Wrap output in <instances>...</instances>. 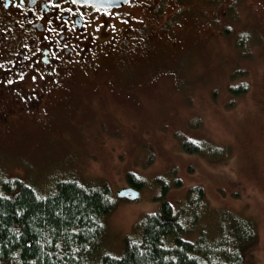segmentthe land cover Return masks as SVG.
Masks as SVG:
<instances>
[{"label": "rangeland", "instance_id": "374dc122", "mask_svg": "<svg viewBox=\"0 0 264 264\" xmlns=\"http://www.w3.org/2000/svg\"><path fill=\"white\" fill-rule=\"evenodd\" d=\"M186 1L190 9L182 10L189 15L172 18L183 26L171 31L175 52L151 43V60L134 70L110 56L108 70L92 80L63 86L39 111L13 115L0 128V175L38 188L53 177L106 181L115 196L127 184L126 173H136L143 180L138 197L116 198L102 220L99 248L114 254L141 217L158 207L161 182L155 178L168 184L164 198L175 207L188 187L200 184L211 210L230 208L255 220L257 237L243 264H264V25L257 10L264 11V0L226 9L223 2L221 12L205 0ZM155 16L165 21L163 11ZM238 83L248 87L236 95L230 88ZM183 139L207 152L184 150ZM218 148L225 152L216 157L211 152ZM201 212L207 215L197 225L210 240L213 214Z\"/></svg>", "mask_w": 264, "mask_h": 264}, {"label": "trees", "instance_id": "16d2710c", "mask_svg": "<svg viewBox=\"0 0 264 264\" xmlns=\"http://www.w3.org/2000/svg\"><path fill=\"white\" fill-rule=\"evenodd\" d=\"M154 48L172 53L159 43ZM233 87L237 95L248 86ZM181 146L188 152H207L192 140L183 139ZM222 151L211 153L219 157ZM125 176L131 186L143 187L136 173ZM154 180L161 182L158 207L141 217L123 237L120 253L114 254L99 248L102 220L118 198L106 181L53 177L38 188L17 176L0 175V264H243L257 237L253 218L230 208L211 210L200 184L188 187L175 207L164 198L168 184ZM201 208L213 214L215 235L210 240L206 228L197 225L207 215Z\"/></svg>", "mask_w": 264, "mask_h": 264}, {"label": "flooded vegetation", "instance_id": "af4514ba", "mask_svg": "<svg viewBox=\"0 0 264 264\" xmlns=\"http://www.w3.org/2000/svg\"><path fill=\"white\" fill-rule=\"evenodd\" d=\"M239 1L205 3L221 12L223 2L226 9ZM130 6L138 18L132 16ZM183 7L189 10V1L129 0L102 7L79 0H0V128L20 110H41L63 86L81 82L80 78L92 80L108 70L110 56L119 55L122 63L130 64L127 70H134V64L151 60V43L175 52L171 31L183 26L172 18L189 15ZM257 10L264 25V11L261 6ZM160 11L166 15L163 23L153 20ZM212 13L210 20H217Z\"/></svg>", "mask_w": 264, "mask_h": 264}, {"label": "water", "instance_id": "95a60500", "mask_svg": "<svg viewBox=\"0 0 264 264\" xmlns=\"http://www.w3.org/2000/svg\"><path fill=\"white\" fill-rule=\"evenodd\" d=\"M79 1L90 3L97 6H102V7H112V6H120L126 3L128 0H79ZM138 194H139L138 190L131 187L121 188L117 191V196L127 197L130 199L137 197Z\"/></svg>", "mask_w": 264, "mask_h": 264}]
</instances>
